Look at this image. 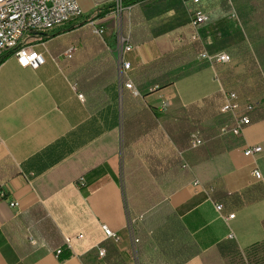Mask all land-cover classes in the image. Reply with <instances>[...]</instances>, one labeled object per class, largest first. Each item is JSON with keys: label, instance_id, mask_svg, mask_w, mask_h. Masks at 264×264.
I'll list each match as a JSON object with an SVG mask.
<instances>
[{"label": "crops", "instance_id": "1", "mask_svg": "<svg viewBox=\"0 0 264 264\" xmlns=\"http://www.w3.org/2000/svg\"><path fill=\"white\" fill-rule=\"evenodd\" d=\"M97 1L78 0L84 17L106 28L104 40L87 41L79 29L66 38L54 31L55 37L42 35L36 43L44 58L39 68H21L12 54L0 65V187L7 196L0 199V264H95V256L105 264L121 256L135 237L127 233L133 221L125 170L132 182L160 179L161 200L172 212L157 230L149 228L154 218L141 227V264H205L202 255L209 264H256L250 258L264 253V184L253 174L258 169L264 178V39L251 40L247 17L255 11L254 0H228L229 12L220 0H203L199 10L211 18L199 29L207 50L232 57L229 67L217 68L200 63L201 45L190 44L184 4L190 0L125 2L132 9L124 13V34L133 46L125 60L140 93L130 109L148 110L158 123L132 139L127 154L124 90L109 44L114 4L105 0L110 4L102 8ZM262 1L258 12L264 11ZM214 14L235 23L224 28ZM71 47L77 51L68 59ZM164 60L168 83L159 87L150 83L151 66ZM234 87L261 99L262 109L240 138H220L222 91ZM182 124L200 131L204 145L191 146L193 132L176 143L166 125L177 134ZM253 146L262 153L247 157L245 148ZM218 204L225 217H235L222 219ZM103 226L119 241L108 239ZM98 247L105 249L104 258ZM184 247L193 255L180 261Z\"/></svg>", "mask_w": 264, "mask_h": 264}, {"label": "built area", "instance_id": "2", "mask_svg": "<svg viewBox=\"0 0 264 264\" xmlns=\"http://www.w3.org/2000/svg\"><path fill=\"white\" fill-rule=\"evenodd\" d=\"M104 2L105 0H100ZM113 11L116 18L115 29V45H116V61L120 72L122 82V90L130 92L134 98H138L140 93L131 79L133 71L132 64L125 60V56L133 51L129 36L124 33V13L127 9L131 11V7L127 8V0H112ZM203 0H190L185 2L187 14L189 17L190 28V44H200L201 50L197 60L200 63H205L212 68L217 66L229 67L232 63L231 55L226 51H216L211 53L207 50L203 39L200 36L199 29L211 22V18L200 11V6ZM85 19L93 31V34L101 39H105V29L95 25V19L84 17L78 0H0V65L1 59L6 54H12L18 65L21 68L37 69L44 64V58L36 49V43L40 42L42 35L50 34L56 30L62 29L66 25L79 20ZM128 32H131V27H128ZM77 51L76 47H71L66 52V57L71 59ZM248 77L251 76L247 73ZM223 102L219 108L220 119L217 127V133L220 138H240L243 135L245 128L250 126L260 110L262 109V100L255 98L246 93L244 88L239 89L234 87L223 88ZM81 101H84L83 95H78ZM191 146L198 148L204 145L201 132H193L190 136ZM261 146H253L245 148V155L252 157L262 153ZM254 177L264 184V178L260 171L255 169ZM82 185L85 184L81 180ZM198 184V182H196ZM6 193L3 187H0V199L6 200ZM9 206L16 208L17 203L10 201ZM216 210L220 217L224 220H230L235 217L231 214L227 217L223 215L224 206L216 205ZM104 232L108 239L115 242L119 241L117 234L103 226ZM79 238H82L80 235ZM230 239H235L234 235H230ZM35 243V241H32ZM68 245L71 239L66 238ZM133 243L137 245L138 240L133 237ZM100 258L106 256L105 249L97 248ZM135 256L138 257L135 252Z\"/></svg>", "mask_w": 264, "mask_h": 264}, {"label": "trees", "instance_id": "3", "mask_svg": "<svg viewBox=\"0 0 264 264\" xmlns=\"http://www.w3.org/2000/svg\"><path fill=\"white\" fill-rule=\"evenodd\" d=\"M133 1V0H128ZM262 8L264 9V1H262ZM228 0H220V4L229 12ZM255 11L250 17H247L249 24H251L253 32L251 33L253 40L264 39V11L258 12L257 0H254ZM241 18V17H240ZM243 22V20H242ZM232 42L233 39L229 38L227 42ZM4 57L1 59L3 62ZM161 64V65H160ZM170 67L169 62L166 60L161 63H154L151 66L153 69V75H150V83L159 87H164L167 85V76L164 71ZM137 98L129 96L127 91H123V127H124V148L125 154H127L128 146L132 139L143 136L148 132L156 130L158 123L156 120V115L152 114L148 110H143L137 113L135 110H131L130 106L136 103ZM167 130L170 132L173 140L182 144L188 140L189 133L193 132L195 129L191 128L187 124H182L179 128V132L175 134V127L167 126ZM127 169V168H126ZM125 174L126 187H127V198L129 204V211L133 221V231L136 239L138 240L137 249L138 254H141V238L143 233H141V227H146L149 219L154 218L153 226L149 228L157 230L163 226V224L171 217L172 212L169 211L168 205H165L161 200V194L159 192V180L153 178L138 177L135 178L134 182L131 181L130 176H128L127 170ZM91 182V178H88ZM83 186L82 191H85V186ZM158 204H160L158 206ZM156 207L155 209H153ZM153 209V210H152ZM151 211V212H150ZM150 212V213H147ZM140 221V222H139ZM148 228V229H149ZM218 253L222 250V247H216ZM193 255L191 247H184L180 249L178 257L180 261H186ZM205 264H209V259L206 255H202ZM214 263V262H212Z\"/></svg>", "mask_w": 264, "mask_h": 264}, {"label": "rangeland", "instance_id": "4", "mask_svg": "<svg viewBox=\"0 0 264 264\" xmlns=\"http://www.w3.org/2000/svg\"><path fill=\"white\" fill-rule=\"evenodd\" d=\"M97 2H98V7H102V8H105V6L107 4H110L109 1H104V2L97 1ZM103 11H105V9H103ZM100 17L101 16H99V18ZM181 17H182V15H180L178 19H175V18H173V19L174 20H181ZM213 19L219 20V24L221 23L224 28H229V27H227L228 25L229 26H233V24L235 23V19L234 18H231L230 19V18H228V16H225V15H222V14L218 15V17H217V15L214 14ZM238 19L241 22H242V20H244V18H242V17L241 18H238ZM173 23H174V21H172V24ZM111 24L113 26V30H112L113 32H112V38L109 41V44L112 46V49L115 52L116 51L115 41H114L115 40V29H116V18L115 17H113V19L111 20ZM219 26L221 27V25H219ZM102 28L103 29H106L105 27H102ZM74 30H78L81 34H85L84 35V38L87 41H96V40L101 39V38L93 35L91 27L88 24L85 23V19L84 18H81L79 20H76V21H74V22L66 25L62 29L57 30L55 32H57L58 35H62L61 38H66V35L65 34L67 32H69V31H74ZM54 34H55L54 32L53 33H50L46 37L47 38L55 37L56 35H54ZM228 35H229V38H230V34H228ZM247 35L249 36V33H247ZM235 40H239V39L235 37ZM251 40H252V38H251ZM230 43H232V42L230 41ZM118 174H119L118 176L120 178L119 181L122 184L123 183V180H122V178H123L122 177V169L119 170ZM127 233L132 238V235H133V226H132V223L129 224L128 232ZM128 235H127V237H128ZM127 243H128L127 249H126V251L123 252V254L121 256L115 257V255H114V259L111 260V261H108L107 258H106L105 261H104L105 264H141L140 263V258L139 257L137 258L135 256V252L137 253V245H135L133 243V241L130 244H129V242H127ZM250 259L252 260L253 263H256V264H264V253H262V254H256L254 257H252ZM94 260H95V264H102V262L100 260H98L96 258V256L94 257Z\"/></svg>", "mask_w": 264, "mask_h": 264}]
</instances>
